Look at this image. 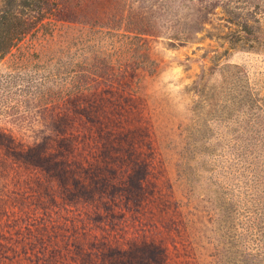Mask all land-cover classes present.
Segmentation results:
<instances>
[{
	"label": "rangeland",
	"instance_id": "rangeland-1",
	"mask_svg": "<svg viewBox=\"0 0 264 264\" xmlns=\"http://www.w3.org/2000/svg\"><path fill=\"white\" fill-rule=\"evenodd\" d=\"M61 10L0 59V264H264V0Z\"/></svg>",
	"mask_w": 264,
	"mask_h": 264
},
{
	"label": "trees",
	"instance_id": "trees-1",
	"mask_svg": "<svg viewBox=\"0 0 264 264\" xmlns=\"http://www.w3.org/2000/svg\"><path fill=\"white\" fill-rule=\"evenodd\" d=\"M68 4L69 0H0V59L26 35H36L44 27L53 29L56 20L54 15L62 11L61 9ZM121 12L122 9L119 13ZM120 16L123 18L122 13ZM122 30L125 36L136 39H141L143 34L156 35L135 27L127 26ZM51 36L52 34L49 33V38L45 37L44 42L50 41ZM141 57L142 62H138L136 66H128L127 63H123L120 70L123 77L125 73H134L135 69L145 68L143 62L155 63L146 53H142ZM129 68L130 71H128ZM41 152V148L36 149L31 156V161L42 162L44 156Z\"/></svg>",
	"mask_w": 264,
	"mask_h": 264
}]
</instances>
